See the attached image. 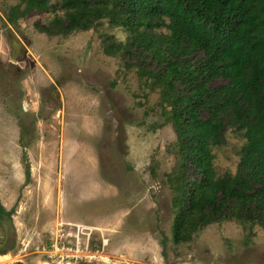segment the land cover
<instances>
[{
	"label": "rangeland",
	"instance_id": "374dc122",
	"mask_svg": "<svg viewBox=\"0 0 264 264\" xmlns=\"http://www.w3.org/2000/svg\"><path fill=\"white\" fill-rule=\"evenodd\" d=\"M23 7L0 0L4 264H264L255 222L221 220L172 240L187 178L168 101L132 66L137 54L114 49L124 28L101 19L46 35L38 28L62 14L59 0L46 12ZM243 142L224 123L210 145L215 177L235 172Z\"/></svg>",
	"mask_w": 264,
	"mask_h": 264
},
{
	"label": "trees",
	"instance_id": "16d2710c",
	"mask_svg": "<svg viewBox=\"0 0 264 264\" xmlns=\"http://www.w3.org/2000/svg\"><path fill=\"white\" fill-rule=\"evenodd\" d=\"M19 2L24 13L48 10V0ZM59 8L39 32L85 30L101 19L124 28L115 51L137 54L132 66L168 101L187 178L172 240L221 220L264 229V0H59ZM213 78L222 83L209 86ZM224 123L244 142L235 172L215 177L210 145Z\"/></svg>",
	"mask_w": 264,
	"mask_h": 264
},
{
	"label": "bare ground",
	"instance_id": "6f19581e",
	"mask_svg": "<svg viewBox=\"0 0 264 264\" xmlns=\"http://www.w3.org/2000/svg\"><path fill=\"white\" fill-rule=\"evenodd\" d=\"M9 259L10 258L7 255H4V256L0 255V264L6 263L7 261H9Z\"/></svg>",
	"mask_w": 264,
	"mask_h": 264
}]
</instances>
